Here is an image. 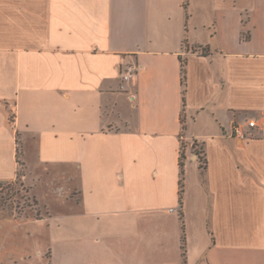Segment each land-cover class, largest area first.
Segmentation results:
<instances>
[{"label":"crops","instance_id":"0c3cea01","mask_svg":"<svg viewBox=\"0 0 264 264\" xmlns=\"http://www.w3.org/2000/svg\"><path fill=\"white\" fill-rule=\"evenodd\" d=\"M262 113L264 0H0V181L19 144L46 264H264V124L231 132Z\"/></svg>","mask_w":264,"mask_h":264},{"label":"rangeland","instance_id":"374dc122","mask_svg":"<svg viewBox=\"0 0 264 264\" xmlns=\"http://www.w3.org/2000/svg\"><path fill=\"white\" fill-rule=\"evenodd\" d=\"M20 151L18 144L16 177L10 181H0V264H46V257H42L44 260L41 261L36 248L39 245L42 247L47 232L42 226L35 229L34 224L38 218L48 214V209L38 202L31 184L24 177L26 173ZM36 191L52 209L59 207L51 188L39 184ZM73 197H76L75 192ZM23 254L28 257L24 259ZM56 264L61 263L56 260Z\"/></svg>","mask_w":264,"mask_h":264},{"label":"built area","instance_id":"2783aa9c","mask_svg":"<svg viewBox=\"0 0 264 264\" xmlns=\"http://www.w3.org/2000/svg\"><path fill=\"white\" fill-rule=\"evenodd\" d=\"M136 71V67L127 64L125 66L124 73L122 77L124 80L131 78ZM264 124V113L260 114L257 117H249L245 119L243 122H234L232 124V135L241 139V140H249L256 137L258 131L263 129ZM193 146L194 140H186L183 135H180V153L184 150L187 146ZM196 155V154H195ZM197 156V155H196ZM174 208H170L169 211H174Z\"/></svg>","mask_w":264,"mask_h":264},{"label":"trees","instance_id":"16d2710c","mask_svg":"<svg viewBox=\"0 0 264 264\" xmlns=\"http://www.w3.org/2000/svg\"><path fill=\"white\" fill-rule=\"evenodd\" d=\"M182 83L183 85L185 84V73H184V65L182 64ZM191 149L194 151V154L197 155L200 164L202 166L205 163V158H204V151H203V146L200 142L194 140V145L191 146ZM184 150L180 153L179 157V165H180V181H179V202L181 203V197L183 193V166H184ZM181 205V204H180Z\"/></svg>","mask_w":264,"mask_h":264}]
</instances>
